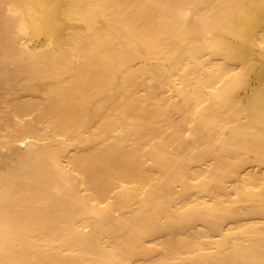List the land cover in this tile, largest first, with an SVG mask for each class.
Listing matches in <instances>:
<instances>
[{"label": "bare ground", "instance_id": "obj_1", "mask_svg": "<svg viewBox=\"0 0 264 264\" xmlns=\"http://www.w3.org/2000/svg\"><path fill=\"white\" fill-rule=\"evenodd\" d=\"M0 264H264V0H0Z\"/></svg>", "mask_w": 264, "mask_h": 264}]
</instances>
